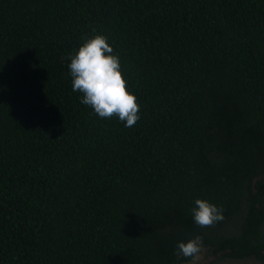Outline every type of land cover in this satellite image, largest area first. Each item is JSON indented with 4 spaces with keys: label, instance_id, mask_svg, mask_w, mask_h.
<instances>
[{
    "label": "trees",
    "instance_id": "obj_1",
    "mask_svg": "<svg viewBox=\"0 0 264 264\" xmlns=\"http://www.w3.org/2000/svg\"><path fill=\"white\" fill-rule=\"evenodd\" d=\"M103 34L130 128L73 92ZM206 199L224 219L198 227ZM264 264V0H0V264Z\"/></svg>",
    "mask_w": 264,
    "mask_h": 264
},
{
    "label": "clouds",
    "instance_id": "obj_2",
    "mask_svg": "<svg viewBox=\"0 0 264 264\" xmlns=\"http://www.w3.org/2000/svg\"><path fill=\"white\" fill-rule=\"evenodd\" d=\"M68 69L73 92L82 94L80 103L91 108L101 119L117 117L125 127H132L139 120L140 105L128 90L121 71L118 55L103 34L85 37L83 43L68 56ZM194 223L209 228L224 219L223 208L206 199L194 200L190 209ZM202 236L197 234L186 241H177V258L195 262L203 250Z\"/></svg>",
    "mask_w": 264,
    "mask_h": 264
},
{
    "label": "rangeland",
    "instance_id": "obj_3",
    "mask_svg": "<svg viewBox=\"0 0 264 264\" xmlns=\"http://www.w3.org/2000/svg\"><path fill=\"white\" fill-rule=\"evenodd\" d=\"M185 264H257L254 260H232L215 258V256L208 255L205 252L200 253V258L195 262L191 261Z\"/></svg>",
    "mask_w": 264,
    "mask_h": 264
}]
</instances>
